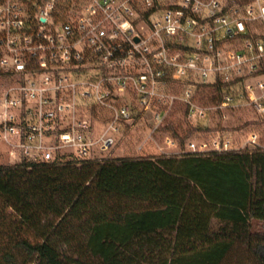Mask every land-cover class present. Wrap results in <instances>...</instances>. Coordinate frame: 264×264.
Returning <instances> with one entry per match:
<instances>
[{
  "label": "built area",
  "instance_id": "2783aa9c",
  "mask_svg": "<svg viewBox=\"0 0 264 264\" xmlns=\"http://www.w3.org/2000/svg\"><path fill=\"white\" fill-rule=\"evenodd\" d=\"M178 107L195 126L240 111L264 122V0H0L4 165L94 161L121 122L152 115L156 134ZM101 113L111 123L95 134ZM259 129L179 155L264 149Z\"/></svg>",
  "mask_w": 264,
  "mask_h": 264
},
{
  "label": "trees",
  "instance_id": "16d2710c",
  "mask_svg": "<svg viewBox=\"0 0 264 264\" xmlns=\"http://www.w3.org/2000/svg\"><path fill=\"white\" fill-rule=\"evenodd\" d=\"M258 176L264 223L262 149L0 166V201L20 225L0 264H222L236 244L264 264ZM195 190L212 214L190 209Z\"/></svg>",
  "mask_w": 264,
  "mask_h": 264
},
{
  "label": "rangeland",
  "instance_id": "374dc122",
  "mask_svg": "<svg viewBox=\"0 0 264 264\" xmlns=\"http://www.w3.org/2000/svg\"><path fill=\"white\" fill-rule=\"evenodd\" d=\"M216 96L214 89H206L199 97L201 104H208L213 102ZM102 121L101 125L95 130V134H102L106 132L107 127L111 123V114L101 113L97 115ZM259 127L260 132L264 136V122L259 121L251 112H234L229 115V119L222 121L220 115H212L211 117L201 120L198 126L190 122L185 114L183 107H178L174 113L170 114L167 118L165 127L161 128L158 133H153L154 122L152 115L149 114H135L134 120L129 123L117 125V131L110 130L108 135L114 139L113 145L106 152L100 153L98 150L95 152V160L105 161L117 158H155L161 159L163 156L172 157L176 153L186 149V144L189 141L196 143L210 140L215 133L221 132L222 134H229L236 140V146L241 147L245 138L253 128ZM177 139L178 146L169 147L166 144V139ZM264 151V149H262ZM244 151H255V148L247 147ZM177 155V156H178ZM80 162L78 160H71ZM252 161V160H250ZM7 162L0 159V166ZM255 163V162H254ZM251 169V167H250ZM263 172H260L262 175ZM253 183V200L252 206L257 211L258 219L253 220V230L259 231L262 229L264 223L260 221L261 210L259 209L262 182ZM190 209H197L205 216L212 214L213 209L210 208L204 201L198 191H193L190 201ZM20 227L18 217L10 210L7 209L0 201V247H6L10 244V235L14 238H19L17 228ZM22 237L30 238V234L20 233ZM33 238V237H32ZM9 239V240H8ZM23 258L18 256V262ZM222 264H253L251 257L246 253L245 249L239 244H236L229 257Z\"/></svg>",
  "mask_w": 264,
  "mask_h": 264
}]
</instances>
